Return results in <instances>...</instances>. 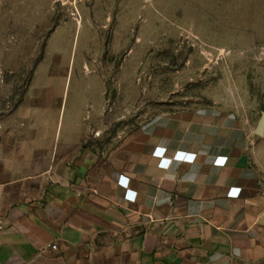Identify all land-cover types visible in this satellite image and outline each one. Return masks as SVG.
<instances>
[{
  "label": "crops",
  "instance_id": "obj_1",
  "mask_svg": "<svg viewBox=\"0 0 264 264\" xmlns=\"http://www.w3.org/2000/svg\"><path fill=\"white\" fill-rule=\"evenodd\" d=\"M41 92L0 131V264H264V129L212 107L60 143Z\"/></svg>",
  "mask_w": 264,
  "mask_h": 264
},
{
  "label": "rangeland",
  "instance_id": "obj_2",
  "mask_svg": "<svg viewBox=\"0 0 264 264\" xmlns=\"http://www.w3.org/2000/svg\"><path fill=\"white\" fill-rule=\"evenodd\" d=\"M40 92L60 143L81 135L88 145L100 128V148L119 147L158 117L212 107L256 127L264 0H0L7 140L19 131L17 105Z\"/></svg>",
  "mask_w": 264,
  "mask_h": 264
},
{
  "label": "water",
  "instance_id": "obj_3",
  "mask_svg": "<svg viewBox=\"0 0 264 264\" xmlns=\"http://www.w3.org/2000/svg\"><path fill=\"white\" fill-rule=\"evenodd\" d=\"M263 129H264V112L262 113L256 127H255V131H254V134L257 136V137H261L262 136V133H263Z\"/></svg>",
  "mask_w": 264,
  "mask_h": 264
},
{
  "label": "built area",
  "instance_id": "obj_4",
  "mask_svg": "<svg viewBox=\"0 0 264 264\" xmlns=\"http://www.w3.org/2000/svg\"><path fill=\"white\" fill-rule=\"evenodd\" d=\"M259 184L261 185L262 190H264V182H260ZM49 247L51 249H55L56 248V246H54V245H50Z\"/></svg>",
  "mask_w": 264,
  "mask_h": 264
}]
</instances>
